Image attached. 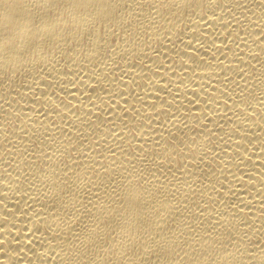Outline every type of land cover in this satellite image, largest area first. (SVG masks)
I'll return each instance as SVG.
<instances>
[{"label": "bare ground", "instance_id": "bare-ground-1", "mask_svg": "<svg viewBox=\"0 0 264 264\" xmlns=\"http://www.w3.org/2000/svg\"><path fill=\"white\" fill-rule=\"evenodd\" d=\"M0 264H264V0H0Z\"/></svg>", "mask_w": 264, "mask_h": 264}]
</instances>
